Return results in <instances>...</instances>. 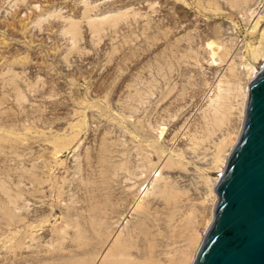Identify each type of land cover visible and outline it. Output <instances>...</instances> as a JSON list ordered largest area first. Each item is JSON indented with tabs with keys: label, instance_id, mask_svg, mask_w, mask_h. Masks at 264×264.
Wrapping results in <instances>:
<instances>
[{
	"label": "rangeland",
	"instance_id": "obj_1",
	"mask_svg": "<svg viewBox=\"0 0 264 264\" xmlns=\"http://www.w3.org/2000/svg\"><path fill=\"white\" fill-rule=\"evenodd\" d=\"M96 1L0 0V264H88L114 235L131 257L184 249L188 264L212 220L244 119L231 73L264 65V0ZM209 39L237 51L230 67L208 57ZM209 82L220 96L204 103L194 92ZM184 127L194 154L168 141ZM40 143L56 153L43 159ZM30 247L39 256L18 258Z\"/></svg>",
	"mask_w": 264,
	"mask_h": 264
},
{
	"label": "water",
	"instance_id": "obj_2",
	"mask_svg": "<svg viewBox=\"0 0 264 264\" xmlns=\"http://www.w3.org/2000/svg\"><path fill=\"white\" fill-rule=\"evenodd\" d=\"M213 189L192 264H264V65L248 83L242 128Z\"/></svg>",
	"mask_w": 264,
	"mask_h": 264
},
{
	"label": "bare ground",
	"instance_id": "obj_3",
	"mask_svg": "<svg viewBox=\"0 0 264 264\" xmlns=\"http://www.w3.org/2000/svg\"><path fill=\"white\" fill-rule=\"evenodd\" d=\"M83 2H84V0H82ZM98 1V0H97ZM96 1V2H97ZM106 1V0H105ZM104 1V2H105ZM108 1V0H107ZM127 1V0H126ZM146 1L147 0H145V3H146ZM259 1V0H258ZM83 2H82V4H83ZM95 2V1H94ZM130 2V1H129ZM138 2H139V6H145V3L142 1V0H138ZM148 2V1H147ZM261 2V1H260ZM100 3V2H99ZM98 2H97V4H99ZM101 3H102V1H101ZM100 3V4H101ZM128 3V2H127ZM149 3V2H148ZM254 3V2H253ZM252 3V4H253ZM264 3V2H263ZM84 4H86V0H85V3ZM104 4V3H103ZM136 4H137V1H136ZM251 4V3H250ZM259 4H261V3H259ZM96 5V4H95ZM150 4H148L147 5V7L149 6ZM261 6H262V4H261ZM151 6H149V8H150ZM154 7V6H153ZM22 8H23V6H22ZM145 8V7H144ZM253 9V8H252ZM260 11V10H259ZM257 14H260V12L259 13H257ZM192 16L194 15V14H191ZM137 16V15H136ZM140 16V15H139ZM195 16H196V14H195ZM259 16H261V15H258V17ZM141 17V16H140ZM194 17V16H193ZM198 17V16H197ZM135 18V17H134ZM137 18V17H136ZM135 18V19H136ZM189 18H190V16H189ZM90 19H92V18H90ZM139 19V18H138ZM186 19V18H185ZM191 19H193L192 17H191ZM198 19V18H197ZM183 20V19H182ZM182 20H181V22H182ZM199 20H202V19H199ZM192 21V20H191ZM190 21V23L189 24H191L192 22ZM194 21V20H193ZM198 21V20H197ZM185 22H187V20L185 21ZM185 22H184V25H187V24H185ZM200 22V21H199ZM257 22H258V19H255V21H254V23H253V27H255V25L257 24ZM194 23V22H193ZM196 23V22H195ZM201 23V22H200ZM181 24V23H180ZM183 25V22H182V24H181V26ZM198 25H199V23H198ZM181 26L179 27L180 29H181ZM186 27V26H185ZM182 28H184V27H182ZM204 44V43H203ZM0 46H1V44H0ZM4 46H7V45H5L4 44ZM232 46V45H231ZM5 48V47H4ZM3 48V49H4ZM1 49H2V47H1ZM204 49L206 50H204L206 53H209V56L208 57H210V58H212V61L214 60V59H217V60H219V61H223V62H225L226 64H227V66H226V68L227 67H230V65L233 63V61H234V59L236 58V56H237V51L235 50V51H233V52H230L229 53V50L230 49H228L224 44H222L221 42L219 43V42H217V41H214V40H211V39H209V40H207L206 42H205V45H204ZM79 54V53H78ZM77 54V55H78ZM76 55V54H75ZM74 55V56H75ZM76 55V56H77ZM264 55V54H263ZM79 56V55H78ZM88 56H86V55H84V58L86 59ZM209 60H211V59H209ZM187 61V60H186ZM192 61V60H191ZM211 61V62H212ZM219 61H218V63H219ZM189 62V61H188ZM215 62V61H214ZM32 63V62H31ZM34 63V62H33ZM65 64V63H64ZM30 66H32L31 64H29ZM29 66V67H30ZM34 66V65H33ZM245 66V68L247 67L248 69H250L251 70V72L253 73V72H256V69H255V67L253 66V65H248V63L247 64H245L244 65ZM225 67V66H224ZM183 68H186V70L187 71H189L190 69L192 70V69H194L195 67H193V65L191 64V63H188V64H186L185 65V67H183ZM189 69V70H188ZM197 69V68H196ZM238 69V68H237ZM249 70V71H250ZM194 71V70H193ZM244 70H241V69H239V70H235V71H232V73H231V75L233 76V78H234V80L233 81H235V92H236V94H237V96L240 94V90L242 89V91H241V94H242V111L244 112V109H245V102H246V97H247V92H248V83H249V80H251V78H249V79H245V76H244V72H243ZM248 71V70H247ZM248 71V72H249ZM199 73V72H198ZM255 74V73H254ZM255 76V75H254ZM253 76V77H254ZM199 77H201L202 78V76H199ZM204 77V76H203ZM217 80V79H216ZM214 82H215V80H213ZM210 83V82H209ZM209 85V84H208ZM199 87V86H198ZM197 87V89H196V92H194V94L195 95H197L199 98H201V100L202 101H204V103L207 101L208 103L209 102H212V101H215L219 96H220V88H219V82H216V83H210V85L207 87L206 86V88H202L201 86V88H198ZM204 87V86H203ZM233 91V92H234ZM228 93V92H227ZM224 94V93H223ZM234 94V93H233ZM234 96V95H233ZM195 97V96H194ZM232 98V97H231ZM195 99H196V97H195ZM229 100V99H228ZM231 100V99H230ZM233 100V99H232ZM231 100V101H232ZM216 102H218V101H216ZM217 104V103H216ZM241 104V103H240ZM206 105H207V103H206ZM219 105V104H218ZM210 106V105H209ZM239 107H240V105H239ZM238 107V108H239ZM238 111L236 110V107H235V104L234 103H229L228 104V106H227V112H226V114L225 115H220V116H218V118L217 119H219V120H221V122H222V125H221V130H222V132L223 133H230V129L232 128V126L234 125V122H235V118H236V113H237ZM94 113V112H93ZM90 115H93V114H90ZM94 116H96L95 115V113H94ZM93 116V117H94ZM97 119V118H96ZM96 121V120H95ZM190 125V124H189ZM189 125H188V127H189ZM170 126V125H169ZM172 126H173V124H172ZM174 127V126H173ZM173 127L172 128H170L169 127V129L170 130H173ZM184 128H187V127H184ZM190 128V127H189ZM174 129H176V128H174ZM188 128L187 129H184V130H176L175 132H173V134L171 135V137H169V140H168V138H167V140L168 141H170V144L171 143H173L174 141H176L177 143H179V144H177V145H179V148H180V146H181V150H182V148H183V150H185L186 152L185 153H188L189 155L190 154H194V149H193V146H192V141H191V136H190V133H191V131H190V133L188 132ZM192 130V129H191ZM231 130H233V129H231ZM161 131V130H160ZM166 131V130H165ZM171 132V131H170ZM232 132V131H231ZM165 133H168L167 131L165 132ZM191 135H192V133H191ZM168 136V135H167ZM166 136V137H167ZM170 136V135H169ZM226 136V135H225ZM173 141V142H172ZM175 142V143H176ZM46 143V142H45ZM45 143H40L39 145V148H40V155H42L41 157L44 159V157H50V156H52L53 154H55L56 152H54V151H52L53 149V147L52 148H50V146L48 145V144H45ZM169 143V142H168ZM174 143V146L176 145ZM236 143V142H235ZM174 146H172V147H174ZM38 148V149H39ZM179 148L177 149V150H179ZM196 148V147H195ZM171 149V148H170ZM173 150V149H172ZM174 150H175V148H174ZM197 148H196V152H197ZM202 152V151H201ZM198 154V153H197ZM210 155L207 157V164H208V167L209 168H212V167H214L215 166V164H216V157H217V153H215V152H211V153H209ZM196 155V154H195ZM194 155V156H195ZM192 156V155H191ZM198 156V155H197ZM40 157V156H39ZM41 157H40V159H41ZM199 157V156H198ZM38 158V157H37ZM39 159V158H38ZM37 159V160H38ZM40 159H39V161H40ZM43 159L41 160L42 162H43ZM45 161H47L48 162V160H45ZM44 161V166H45V164H46V162ZM37 162V161H36ZM42 162H41V164H42ZM224 162H226V161H224ZM40 163V162H39ZM39 165V164H38ZM48 165V164H47ZM41 168H43V166L41 167ZM45 169L47 168V167H44ZM47 170V169H46ZM223 171V170H222ZM222 173V172H221ZM157 175V174H156ZM219 177V176H218ZM159 178V177H158ZM152 180V179H151ZM160 181V180H159ZM162 183V182H161ZM217 195V194H216ZM205 198V197H204ZM203 197H202V200H200V201H197L198 202V209H200L199 210V213L198 214H196L195 216H194V218H193V220L191 221V223H190V228L192 229V230H198L199 229V227H201V225H203V223H204V219H203V217L205 216V212H207L209 209H210V202H209V204L207 203V201L204 199ZM207 198V197H206ZM208 199V198H207ZM30 200H32V199H30ZM139 200V199H138ZM209 200V199H208ZM135 201V200H134ZM134 201H132L133 203H132V205H130L128 208H127V210H126V213L127 212H129L130 211V209L133 207V206H136L137 204H138V201H136V202H134ZM140 201V200H139ZM37 201H36V199L35 200H32V203H31V201L29 202L30 204H32V206L34 207V208H36V206L38 207V204L36 203ZM22 204L23 203H25L24 201L23 202H21ZM40 206V205H39ZM211 211H213V209H211ZM205 213V214H204ZM204 214V215H203ZM124 218V217H123ZM213 218V217H212ZM212 221V220H211ZM211 223V222H210ZM210 225V224H209ZM203 228H202V230H203V232L205 233L206 232V229H208V228H206L204 225L202 226ZM209 227V226H208ZM115 232V231H114ZM42 235H44L43 233H42ZM114 235V234H113ZM45 236H46V233H45ZM45 236H43V238L45 237ZM42 238V240H44ZM32 240V239H31ZM31 242V241H30ZM35 242V241H34ZM40 242V241H39ZM42 242V241H41ZM45 242V241H44ZM31 244V243H30ZM31 245H33V247H34V245L35 244H33V242H32V244ZM27 246V245H26ZM23 247V246H22ZM21 247V248H22ZM25 247V246H24ZM32 247V246H31ZM30 247V248H31ZM38 248V247H37ZM23 249V248H22ZM48 249V248H47ZM21 250V249H20ZM41 252H42V250H40ZM46 251V250H45ZM48 251V250H47ZM47 251H46V253H47ZM19 252V251H18ZM34 252H35V254L37 253V249L35 250V249H33V248H31V249H29V248H25L24 250H21V252L20 253H16V255L17 254H19L18 255V258H20V257H24V259L26 258L25 256L26 255H28L29 254V258L31 257V258H33V256H30V254H34ZM40 253V252H39ZM141 253V252H140ZM187 253H188V251L187 250H184V249H181L180 251H179V253H178V255H161V253H160V255L159 256H152V255H150V254H146L145 256L143 255V256H141V255H137L136 253V255H134L133 257H131L130 255L132 254H130L129 252H126L125 251V247L123 246V245H121V244H118L117 242H116V236L114 235V236H111L110 238H108L103 244H102V246L100 247V249H99V252L96 254V255H94V256H92L91 257V259H90V261L88 262V264H185L186 263V260H187V258H186V255H187ZM34 254V255H35ZM37 255H38V253H37ZM43 255V254H42ZM46 255V254H45ZM44 255V256H45ZM12 256V255H11ZM10 256V257H11ZM39 256V255H38ZM38 256H37V258H38ZM17 257V256H16ZM194 257L195 256H193L192 257V259H191V261L188 263V264H192V261H193V259H194ZM40 258H41V255H40ZM10 259V258H9ZM12 259V258H11ZM14 259H15V256H14ZM17 259V258H16ZM3 260H6L5 258L3 259ZM13 260V259H12ZM20 260V259H19ZM26 260V259H25ZM30 260V259H29ZM2 261V260H1ZM8 261V260H7ZM31 261H34V260H31ZM6 261H4V263H5ZM10 262V261H9ZM8 262V264H10ZM12 262H14V261H12ZM16 262H18V259H17V261ZM15 262V263H16ZM30 262V261H29ZM35 262V261H34ZM37 262V261H36ZM1 263V262H0ZM19 263V262H18ZM17 264V263H16ZM20 264H22V263H20Z\"/></svg>",
	"mask_w": 264,
	"mask_h": 264
}]
</instances>
